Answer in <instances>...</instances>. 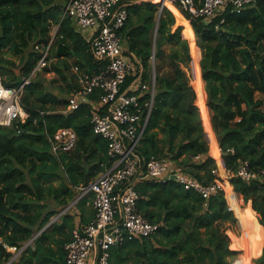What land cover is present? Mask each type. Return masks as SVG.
<instances>
[{
    "label": "trees",
    "instance_id": "16d2710c",
    "mask_svg": "<svg viewBox=\"0 0 264 264\" xmlns=\"http://www.w3.org/2000/svg\"><path fill=\"white\" fill-rule=\"evenodd\" d=\"M68 2L0 0L4 84L17 86L20 78L29 77L42 57L40 49L49 45L43 70L56 75L49 82L39 74L31 79L21 97L28 117L0 126V237L18 250L57 215L59 206L69 203L86 174L91 180L112 164L107 140L93 130L91 106L63 112L70 94L81 88L73 66L94 73L103 65L93 57L90 42L73 20L63 17ZM118 5L128 9L120 31L126 53L143 65L145 82L156 75L154 106L138 152L170 156L200 179L213 181L217 161L210 151L222 163L220 147L232 173L227 193H238L252 206L244 208L235 199L237 211L229 200L232 210L223 191L206 200L174 181L147 178L137 184L139 206L150 220L160 223V229L151 237L113 246L110 264H236L239 249L244 250L238 236L241 221L248 230L243 235L249 233L253 239L252 258L262 253L253 260L264 264V185L233 175L246 160L256 170L264 168V0L240 12L228 7L212 21L192 16L177 1V7H169L190 22L195 32L191 41L183 34L185 28L176 26L177 17L168 7L160 12V4L150 0H118ZM13 55H20L19 64ZM195 90L197 104L192 103ZM99 93L96 90L93 100ZM150 100L146 90L142 102ZM62 127L74 129L78 139L71 151L56 155L49 135ZM87 200L84 196L80 205ZM70 222L68 215L61 223L55 221L11 264H64L65 243L75 227ZM13 255L0 245V264Z\"/></svg>",
    "mask_w": 264,
    "mask_h": 264
},
{
    "label": "built area",
    "instance_id": "2783aa9c",
    "mask_svg": "<svg viewBox=\"0 0 264 264\" xmlns=\"http://www.w3.org/2000/svg\"><path fill=\"white\" fill-rule=\"evenodd\" d=\"M166 1L175 6L180 1L192 16L212 21L228 7L240 12L258 0H159L160 12L166 7ZM63 17L73 20L77 30L90 42L93 57L103 62L99 72L94 73L81 70L79 65L73 66L81 88L70 94L63 112L74 111L82 105L91 106L93 130L107 140L112 159L111 166L87 187L80 186L82 196L93 194L95 215L82 228L73 230L71 239L65 243L64 264H110L113 246L136 237H151L160 229V223L150 220L139 206L141 195L137 184L141 181L147 178L164 183L174 181L206 200L223 191L229 204L221 177H229L226 181L231 183L232 173L222 159L223 162L212 169L216 178L206 181L170 156L147 157L138 152L154 106L156 75H152L150 82H145L143 65L126 53L120 34L128 19L126 6L118 5V0H69ZM49 49L50 45L41 49L43 54L38 65L23 83L8 87L0 75V126L12 125L17 119L25 121L28 117L21 101L22 93L36 71L47 64ZM130 77L132 80L128 82ZM96 90L100 93L98 99L93 100ZM146 90L150 91L151 100L143 103L142 93ZM49 139L54 154L58 155L75 147L78 134L72 128L62 127L49 135ZM233 175L264 185V168H252L248 160L243 161ZM230 209L234 210L232 206ZM0 245L13 253L18 250L2 237Z\"/></svg>",
    "mask_w": 264,
    "mask_h": 264
},
{
    "label": "rangeland",
    "instance_id": "374dc122",
    "mask_svg": "<svg viewBox=\"0 0 264 264\" xmlns=\"http://www.w3.org/2000/svg\"><path fill=\"white\" fill-rule=\"evenodd\" d=\"M152 2H159V1H156V0H151ZM165 6L166 7H168L173 13H174V15H175V17H177L176 18V26H178V25H182L185 29H183V34H184V36L185 37H187L188 39H189V41H191L192 39H194L195 38V32H194V29L192 28V26H191V24H190V22L185 18V16L182 14V12L181 11H175V8H170L169 7V5L168 4H165ZM174 11H173V10ZM178 19V20H177ZM58 30V25L57 26H55L53 29H52V32H53V34L55 35V33H56V31ZM41 50V49H40ZM201 54H202V52H201ZM13 57V59L19 64V62H20V55H13L12 56ZM202 70V69H201ZM16 71L19 73L20 72V65L16 68ZM189 72H190V74L192 75V80H193V74H192V61H191V69H189ZM41 75V77L42 78H44V80H46L47 82H49L53 77H56V75H55V73H46L44 70H43V67L41 68V69H39V72L36 74V75H34L33 77H32V79H35L36 77H37V75ZM192 80H191V83L193 84V82H192ZM197 83H198V85H199V87H200V97H201V101H204V95H202V86H203V80L202 79H200V77H199V79H198V81H197ZM54 84V83H53ZM205 84V83H204ZM54 85H56V84H54ZM207 94V93H206ZM206 100H207V96H206ZM200 107V106H199ZM208 108H209V106H208ZM200 110H201V116H202V121H203V125H204V129H205V133H206V137H207V131H206V128H205V124H204V114H203V112H202V109L200 108ZM209 112H210V109H209ZM210 117H211V112H210ZM210 120H211V118H210ZM215 132V131H214ZM216 135V134H215ZM217 137V136H216ZM207 139H208V137H207ZM217 141H218V138H217ZM208 142H209V140H208ZM219 143V142H218ZM209 145H210V148H211V144H210V142H209ZM219 146H220V144H219ZM210 155H211V157H213L216 161H217V163L219 164V163H221L220 162V160L218 159V158H215L214 156H213V154H212V152L210 151ZM222 157V156H221ZM222 159H223V157H222ZM226 180H229V177H226V176H224V177H221V182H222V184H223V186H224V189H225V192L227 193V190H229V188H230V185H228L227 184V182L228 181H226ZM230 182V181H229ZM237 193V192H236ZM228 197H229V200L231 201V204H233L232 203V201H234L235 199H240L241 200V204H242V207H247V205H250V206H252V204H251V202L250 203H245V201H244V199L242 198V196H240L238 193L237 194H233L232 192L230 193V192H228ZM231 204L229 203V205L231 206ZM233 207H235L236 209H237V211H238V208H237V206L235 205V204H233ZM239 211L241 212V213H244L243 211H241V209L239 208ZM240 212H239V214H240ZM56 216V215H55ZM54 216V217H55ZM53 217V218H54ZM240 226H241V229H240V235H238L239 237H241L242 236V239H241V244H242V246L244 247V250L243 249H239V250H241L242 251V253L239 255V258L236 260V264H238V262L239 263H241V264H245V262H247V260L248 261H250V264L252 263V264H256V262L254 261V260H252V252H253V239H252V237L251 236H248L249 235V233H248V235L244 238V231L246 230V231H248L247 230V225L243 222V221H241V223H240ZM232 235H237L236 233H234L233 231H231L230 232ZM261 239L264 241V233H263V235H262V237H261ZM28 242H26V244H27ZM25 245V244H24ZM249 245H251L252 247H251V249H250V246ZM24 247V246H23ZM23 247L21 248V249H19V250H17V252H15L14 253V255L12 256V258H11V262L9 263V262H7V263H5V264H11L12 263V261H14V260H16L19 256H20V253H21V251H22V249H23ZM263 248H264V246H263Z\"/></svg>",
    "mask_w": 264,
    "mask_h": 264
},
{
    "label": "crops",
    "instance_id": "0c3cea01",
    "mask_svg": "<svg viewBox=\"0 0 264 264\" xmlns=\"http://www.w3.org/2000/svg\"><path fill=\"white\" fill-rule=\"evenodd\" d=\"M104 171H102L98 176H100ZM97 177L92 178L90 180V182L95 180ZM70 186H72V185L70 184ZM73 192L75 193L74 197L69 201L68 204L58 207L59 212L57 213V215L55 217L53 216L54 218H52L50 220L48 227L51 224H53L55 221H58L59 223H61L63 221V217L65 215L70 216V219H71L70 224L75 225L74 229L82 228L84 225H86L87 223H89L93 219L95 213H94V209H93V205H92V199H93L92 193L89 195H85V197H87L88 200H87V202L81 203V205H80L79 201L84 197V196H82L80 186L74 187ZM73 230H72V232H73ZM245 237H246V235H244V238ZM259 256H254L252 258V260L254 258L259 257Z\"/></svg>",
    "mask_w": 264,
    "mask_h": 264
},
{
    "label": "water",
    "instance_id": "95a60500",
    "mask_svg": "<svg viewBox=\"0 0 264 264\" xmlns=\"http://www.w3.org/2000/svg\"><path fill=\"white\" fill-rule=\"evenodd\" d=\"M158 25H159V18H158V23H157V28H158ZM57 33V32H56ZM55 33V34H56ZM202 76H203V71H202ZM24 78H20L19 79V83H23L24 82ZM197 93H196V90H195V94H194V99H193V101H192V103H194V104H197ZM206 103H207V105H209V101L208 100H206ZM222 155H224V153L222 152ZM89 183H90V179H89V174H86V176H85V181H84V183H83V186L84 187H87L88 185H89ZM49 224V223H48ZM48 224L37 234V235H39L43 230H45L47 227H48ZM36 235V236H37ZM35 236V237H36ZM35 237L32 239V240H30L27 244H25L24 245V247H23V249L22 250H24L34 239H35ZM11 261H9V263H10ZM238 264H241V263H239L238 262Z\"/></svg>",
    "mask_w": 264,
    "mask_h": 264
},
{
    "label": "bare ground",
    "instance_id": "6f19581e",
    "mask_svg": "<svg viewBox=\"0 0 264 264\" xmlns=\"http://www.w3.org/2000/svg\"><path fill=\"white\" fill-rule=\"evenodd\" d=\"M156 1H159V0H156ZM166 4H168L169 6L174 5V4L171 3L170 1H166ZM218 152L221 153V149H220V147H218Z\"/></svg>",
    "mask_w": 264,
    "mask_h": 264
}]
</instances>
